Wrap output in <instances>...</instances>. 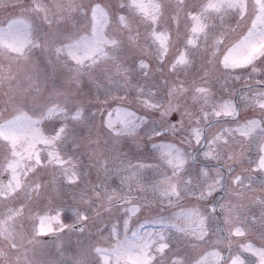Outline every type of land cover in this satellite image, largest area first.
Instances as JSON below:
<instances>
[{
  "label": "snow or ice",
  "instance_id": "6c2138e0",
  "mask_svg": "<svg viewBox=\"0 0 264 264\" xmlns=\"http://www.w3.org/2000/svg\"><path fill=\"white\" fill-rule=\"evenodd\" d=\"M12 7L0 264H264V0Z\"/></svg>",
  "mask_w": 264,
  "mask_h": 264
},
{
  "label": "rangeland",
  "instance_id": "374dc122",
  "mask_svg": "<svg viewBox=\"0 0 264 264\" xmlns=\"http://www.w3.org/2000/svg\"><path fill=\"white\" fill-rule=\"evenodd\" d=\"M10 0H3V2L2 3H0V8H4L5 7V5H7V4H4L5 2H9ZM15 1L16 0H12V4H10V6H9V8H13L12 7V5L15 3ZM14 2V3H13ZM23 2H27V0H23ZM14 9V8H13ZM218 195H219V193H218Z\"/></svg>",
  "mask_w": 264,
  "mask_h": 264
}]
</instances>
